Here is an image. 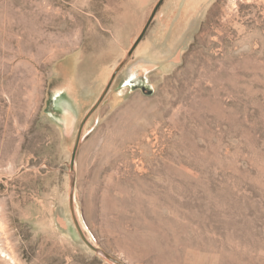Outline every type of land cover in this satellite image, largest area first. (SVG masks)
I'll return each instance as SVG.
<instances>
[{
    "label": "rangeland",
    "instance_id": "1",
    "mask_svg": "<svg viewBox=\"0 0 264 264\" xmlns=\"http://www.w3.org/2000/svg\"><path fill=\"white\" fill-rule=\"evenodd\" d=\"M158 2L0 0V264H113L69 161ZM74 177L123 264H264V0H164Z\"/></svg>",
    "mask_w": 264,
    "mask_h": 264
},
{
    "label": "water",
    "instance_id": "2",
    "mask_svg": "<svg viewBox=\"0 0 264 264\" xmlns=\"http://www.w3.org/2000/svg\"><path fill=\"white\" fill-rule=\"evenodd\" d=\"M164 0H159V2L157 3V5L155 6V8L153 9L150 17L148 18L146 24L144 25L140 35L138 36V38L136 39L135 43L133 44V46L131 47V49L126 53L125 57L122 59V61L118 64V66L114 69L106 87L104 88L103 92L101 93L100 97L98 98V100L96 101V103L93 105V107H91V109L88 111L87 115L85 116V118L83 119L81 125H80V129L71 153V157H70V161H69V170L71 172V180H70V187H69V210H70V214H71V218L72 221L74 223V226L81 238V240L84 242V244L91 249L93 252H95L97 255L104 257L107 261L113 263V264H123L122 262L110 257L109 255H107L106 253H104L103 251H101L98 247H96L94 244H92L85 236L83 230L81 229L77 217L75 215V211H74V187H75V177H74V163H75V157H76V152H77V148L80 142V133H81V129L83 126V123L87 120V118L90 116V114L97 108V106L100 104L101 100L103 99L104 95L106 94V92L108 91V89L110 88L113 80L115 79L116 75L119 73V71L121 70V68L124 66V64L126 63V61L128 60V58L131 56L132 52L134 51V49L136 48V46L138 45V43L141 41V39L143 38V36L145 35L146 31L148 30L153 17L157 11V9L159 8L160 4L163 2ZM140 89L143 92H146L147 94H151V89L149 86L145 85V82L143 81L142 85H140ZM51 97V95H50Z\"/></svg>",
    "mask_w": 264,
    "mask_h": 264
},
{
    "label": "crops",
    "instance_id": "3",
    "mask_svg": "<svg viewBox=\"0 0 264 264\" xmlns=\"http://www.w3.org/2000/svg\"><path fill=\"white\" fill-rule=\"evenodd\" d=\"M123 1H119L118 5L119 8L117 10H115V13H119V15L117 16L119 20L123 19L124 18V15L121 16L122 13H131L130 11H127V10H124L123 7H124V3L122 4ZM134 8L136 9L137 12H140V10L143 9V6H144V0H134ZM123 5V6H122ZM113 46L115 48H118V49H124L125 46L123 45L122 42L114 39V41L112 42ZM107 69L103 70V75L105 73H107Z\"/></svg>",
    "mask_w": 264,
    "mask_h": 264
},
{
    "label": "flooded vegetation",
    "instance_id": "4",
    "mask_svg": "<svg viewBox=\"0 0 264 264\" xmlns=\"http://www.w3.org/2000/svg\"><path fill=\"white\" fill-rule=\"evenodd\" d=\"M55 102V100L52 98V97H50V100H49V105H48V107L50 108V109H52L53 108V105H54V102Z\"/></svg>",
    "mask_w": 264,
    "mask_h": 264
}]
</instances>
